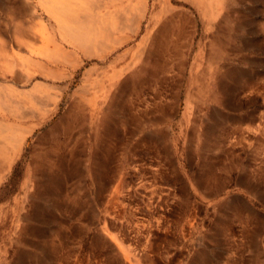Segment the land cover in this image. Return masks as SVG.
<instances>
[{
    "label": "rangeland",
    "instance_id": "1",
    "mask_svg": "<svg viewBox=\"0 0 264 264\" xmlns=\"http://www.w3.org/2000/svg\"><path fill=\"white\" fill-rule=\"evenodd\" d=\"M54 1L0 0V264H264V0L69 5L108 28L74 68Z\"/></svg>",
    "mask_w": 264,
    "mask_h": 264
},
{
    "label": "bare ground",
    "instance_id": "2",
    "mask_svg": "<svg viewBox=\"0 0 264 264\" xmlns=\"http://www.w3.org/2000/svg\"><path fill=\"white\" fill-rule=\"evenodd\" d=\"M136 1V3H135V5H134V7H133V9L131 10V16H130V24H129V28L133 31V29H135L138 25H139V23H140V21H141V19H143L144 17H145V14H146V11H147V2L145 1V0H135ZM186 1V0H185ZM191 2H193L192 0H190ZM195 1V0H194ZM208 1V0H207ZM212 1V0H211ZM217 1V3H219V4H221L224 0H216ZM174 2V1H173ZM176 2V1H175ZM196 2V1H195ZM158 3L160 4V6H161V9H160V15L162 16V17H164V18H167L168 19V22H170V21H173V20H175V21H177L178 20V16H177V14H182V15H185V14H183V13H181L182 11H179V10H176L175 9V7L173 6V4H172V0H158ZM198 3V2H197ZM42 4H44V3H42ZM72 4H76V5H78L79 7H82V8H87L88 6H89V0H55L53 3H51V4H47L48 6H46L47 8H52V9H54V10H57V14L60 16V18L62 19V21H63V23L64 22H72V24L73 25H70V26H67V25H63V24H61V32H62V35L64 36V39H65V44H66V47L64 48V47H60V45H61V43H60V45L58 46L57 44H55L53 41H51V39L50 40H48V45H47V51H48V54H49V56L48 55H45V56H48L49 58H52V60L53 59H56V60H59L61 63H62V65H66V66H69V68L70 67H72V68H74V65H75V63H76V58H75V54H77V52L76 51H78L79 53H80V55H82V56H85V58L86 57H89L90 56V51H91V45L93 44V43H95L96 41H97V39L98 40H101V39H99V38H102V36H104L105 34H106V31L108 30V28H107V26L106 25H104V26H99V27H96L94 24H93V22H91V20L90 19H88V18H86V16H85V14H81L80 12H76V11H73L71 8H69V5H72ZM153 4V3H152ZM212 4V3H211ZM155 5V4H154ZM43 6V5H42ZM131 6V5H130ZM200 6V5H199ZM74 7V6H73ZM6 8V7H5ZM43 8V7H42ZM129 8V6L126 8V10H129L128 9ZM206 8V7H205ZM212 8V7H211ZM219 8V7H218ZM52 9H50V10H52ZM123 9V8H122ZM121 9V10H122ZM49 10V11H50ZM173 12V14H172V12ZM14 12V11H13ZM11 13V12H10ZM48 13V12H47ZM85 13V12H84ZM88 13V12H87ZM118 13H120V12H118ZM117 13V14H118ZM33 14V13H32ZM115 14V13H114ZM215 14H216V12H215ZM34 15V14H33ZM127 15V14H126ZM125 15V16H126ZM40 16V15H39ZM15 17V16H14ZM111 17V16H110ZM109 17V18H110ZM113 17V16H112ZM116 17V16H115ZM35 17H33V19H34ZM54 18V17H53ZM108 18V17H107ZM59 19V18H58ZM60 19V20H61ZM116 19V18H115ZM59 20V23L61 22ZM112 21V20H111ZM114 21V20H113ZM58 22V21H57ZM129 22V21H128ZM98 23H99V21H98ZM111 23V22H110ZM117 23V22H116ZM35 24V23H34ZM42 24V23H41ZM75 24V25H74ZM212 24V23H211ZM108 25V24H107ZM20 26V25H19ZM113 27V26H112ZM122 27V26H121ZM128 28V27H127ZM164 28H168V23L167 22H164V21H162L161 22V24H160V26H159V29H158V31H157V33H160V34H162V33H164L163 31H164ZM52 29V28H51ZM113 29V28H112ZM126 29V28H125ZM13 30V29H12ZM49 30V29H48ZM33 31V30H32ZM59 31V30H58ZM54 32V31H53ZM39 33H40V31H39ZM42 33V32H41ZM133 33V32H132ZM183 32L181 31L180 32V34H179V36L178 37H180L181 36V34H182ZM29 34V33H28ZM34 34V33H33ZM109 35V34H108ZM151 35V34H150ZM43 36V35H42ZM51 36V35H50ZM107 37V36H106ZM122 37V36H121ZM150 37V36H149ZM126 38V37H125ZM124 38V39H125ZM9 39H10V37H9ZM108 39V38H107ZM7 40V39H6ZM22 40V39H21ZM41 40H43V39H41ZM57 40V39H56ZM1 41V40H0ZM5 40H3L2 42H4ZM34 41V40H33ZM44 41V40H43ZM47 41V40H46ZM1 42V43H2ZM21 42V41H20ZM27 42V41H26ZM32 42V41H31ZM102 41H100V43H101ZM105 42V41H104ZM117 42V41H116ZM34 43H35V41H34ZM37 43V42H36ZM35 43V44H36ZM41 43V42H40ZM39 43V44H40ZM47 43V42H46ZM107 43V42H106ZM19 44V43H18ZM25 44V43H24ZM45 44V43H44ZM104 44V43H103ZM7 45V44H6ZM5 45V46H6ZM93 45H95V44H93ZM102 45V44H101ZM107 45V44H106ZM23 46V45H22ZM21 46V47H22ZM103 46V45H102ZM115 46V45H114ZM141 46V45H140ZM7 47V46H6ZM41 47V46H40ZM46 47V46H45ZM145 47V46H144ZM9 48V47H8ZM44 48V47H43ZM70 48V49H69ZM93 48V47H92ZM213 49H214V47H212ZM23 49V48H22ZM30 49V48H29ZM71 49H73V50H71ZM101 49V48H100ZM105 49V48H104ZM107 49V48H106ZM144 49V48H143ZM40 50V49H39ZM76 50V51H75ZM13 51V50H12ZM107 51V50H106ZM139 51V50H138ZM101 52V51H100ZM103 52V51H102ZM211 52H214V50L213 51H211ZM37 53V52H36ZM47 53V52H46ZM95 53V52H94ZM98 53V52H97ZM96 53V54H97ZM103 53H105V52H103ZM139 54L138 55H136L135 57H134V60H135V62L133 61V62H131L130 64H128V68L129 69H132V68H134L135 67V63H136V61H138V60H140V55H141V53H143V52H138ZM215 53V52H214ZM10 54V53H9ZM38 55V54H37ZM9 56V55H8ZM44 56V57H45ZM77 56V55H76ZM32 57V56H31ZM44 59H46L47 60V57L46 58H44ZM214 59V58H213ZM4 60V59H3ZM50 60V59H49ZM78 60V59H77ZM13 63V62H12ZM11 63V64H12ZM36 63H38V67H39V65H40V63H41V61L40 62H36ZM50 63V62H49ZM53 63V62H52ZM59 63V62H58ZM81 63V62H80ZM6 64V63H5ZM51 64V63H50ZM56 64V63H55ZM16 64H14V66H15ZM45 65V64H44ZM43 66V65H42ZM48 66V65H47ZM49 67V66H48ZM58 67H60V66H58ZM63 68H64V66H62ZM126 67V66H125ZM11 68V67H10ZM21 68H23L22 66H21ZM20 68V69H21ZM43 68H45V67H43ZM47 68V67H46ZM51 68V67H50ZM62 68V69H63ZM124 68V67H123ZM13 69V68H12ZM49 69V68H48ZM51 69H53V68H51ZM57 69V68H56ZM56 69H54V70H56ZM25 70V69H24ZM29 70V69H28ZM64 70V69H63ZM74 70V69H73ZM122 70H124V69H122ZM58 71H60L59 69H58ZM62 71V70H61ZM60 71V72H61ZM68 71V70H67ZM71 71V70H70ZM70 71H69V73H70ZM23 72H25V71H23ZM22 72V73H23ZM28 72V71H27ZM33 73H34V71H32ZM56 72V71H55ZM54 72V73H55ZM64 72V71H63ZM89 72V71H88ZM135 71L132 69V71H131V73H134ZM53 73V72H52ZM57 73V72H56ZM68 73V74H69ZM29 74V73H28ZM32 74V73H31ZM39 74V73H38ZM58 74H59V72H58ZM72 74V73H71ZM135 74V73H134ZM16 75H18V74H16ZM20 75H22V74H20ZM25 75V74H24ZM52 75V74H51ZM56 75V74H55ZM62 75H64V73L62 74ZM31 76V75H30ZM40 76V75H39ZM50 76V75H49ZM48 76V77H49ZM54 76V75H53ZM15 77V76H14ZM47 77V78H48ZM24 78H26V77H24ZM36 78V77H35ZM17 79V78H16ZM30 79V78H29ZM40 79V78H39ZM55 79V78H54ZM57 79V78H56ZM48 80V79H47ZM51 80H53V79H51ZM97 80V79H96ZM25 81V80H24ZM34 81V80H33ZM36 81H38V80H36ZM40 81H42L41 79H40ZM55 81V80H54ZM6 83H9V81L8 82H6ZM32 83V82H31ZM38 83V82H37ZM36 83V84H37ZM57 83V82H56ZM45 84H47V83H45ZM49 84V83H48ZM51 84V83H50ZM5 85V84H4ZM3 85V86H4ZM31 85V84H30ZM2 86V87H3ZM17 86V85H16ZM36 86H38V87H40L39 85H36ZM46 86V85H45ZM95 86V85H94ZM94 86H92L93 88H94ZM14 87V86H13ZM23 87V86H22ZM28 87V86H27ZM53 87V86H52ZM56 87V86H55ZM62 87H64V85L62 86ZM87 87H89V86H87ZM96 87V86H95ZM20 88V87H19ZM61 88V87H60ZM6 89V88H5ZM25 89V88H24ZM49 89H51V88H49ZM92 89V88H91ZM102 89V88H101ZM100 89V90H101ZM87 90V89H86ZM99 90V89H98ZM1 91V90H0ZM3 92H5V91H3ZM72 92V91H71ZM88 92V91H87ZM102 92H103V90H102ZM22 93V92H21ZM20 93V94H21ZM1 94V93H0ZM30 94V93H29ZM33 94V93H32ZM64 94V93H63ZM70 94V93H69ZM86 93L84 92V88H79L78 90H76V91H74V93L71 95V99H70V103L68 104V107H67V109H66V113H65V117L66 118H71V121L72 122H74V120L76 119V118H78L79 117V115H80V111H81V108L84 106V105H86V103L88 104V99H87V96L85 95ZM16 95V94H15ZM14 95V97L13 98H15V99H12L11 98V105L7 102V104H6V100L4 99V98H2V96L0 95V104H2L3 106V110L5 109V110H7V111H9V109L7 108L8 107V105H10L11 107H13V105H15L17 102H19V98L20 97H17V96H15ZM43 95V94H42ZM97 95V94H96ZM34 96V95H33ZM47 96V95H46ZM105 96H107V95H105ZM32 97V96H31ZM37 97V96H36ZM40 97H41V95H40ZM31 99V98H30ZM114 99V97H113V95H112V99H111V101ZM9 100V99H8ZM22 100V99H21ZM32 100V99H31ZM37 100H39L38 99V97H37ZM44 100V99H43ZM115 100V99H114ZM34 101V100H33ZM46 101H48V100H46ZM16 102V103H15ZM5 103V104H4ZM21 103V102H20ZM34 103H35V101H34ZM67 103V102H66ZM18 104V103H17ZM41 104H44V107H46L45 106V104H47V102L46 103H41ZM5 105V106H4ZM23 104H21V106H22ZM34 105V104H33ZM50 105V104H49ZM93 105V104H92ZM16 107H17V105H16ZM1 108V107H0ZM2 109V108H1ZM24 109V108H23ZM4 110V111H5ZM46 111H48V109L46 108L45 109ZM12 111V110H11ZM11 111H9L10 113H11ZM29 111V110H28ZM42 112H43V109H42ZM14 114V113H13ZM19 115H20V113H19ZM33 116V115H32ZM29 117H30V115H29ZM18 118H19V116H18ZM102 119L103 118H100L99 119V121L101 120L102 121ZM98 121V124L97 125H99V124H101L102 122H99ZM3 130V129H2ZM4 131L2 132L1 131V134H0V167L1 166H3V164L6 162V159H7V155L9 154V152H10V150H11V148H13V146H14V143L16 142V138L14 137V138H11L10 140H9V142H8V144H10L9 146H6L5 145V142H6V136H4ZM16 145V144H15ZM64 146H66V145H64ZM14 151V150H13ZM10 156V155H9ZM63 160V161H62ZM60 159V161L57 163V167L59 166V164L61 165V166H67V165H69L70 163H72V164H77V162H76V160H74V161H70L69 162V160H67V159Z\"/></svg>",
    "mask_w": 264,
    "mask_h": 264
}]
</instances>
